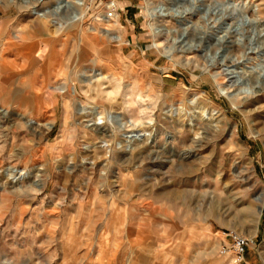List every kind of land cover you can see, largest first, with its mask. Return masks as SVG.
<instances>
[{
	"label": "rangeland",
	"instance_id": "obj_1",
	"mask_svg": "<svg viewBox=\"0 0 264 264\" xmlns=\"http://www.w3.org/2000/svg\"><path fill=\"white\" fill-rule=\"evenodd\" d=\"M55 1L0 0V106L7 110L0 116V264H235L222 254L231 233L248 244L237 264H264V86L251 80L229 88L226 75L255 71L257 53L264 58V35L258 49L249 22L258 15L264 26V0H237L244 15L227 11L223 19L213 6L223 0H163L169 13L157 21L156 38L148 11L161 0H82V21L60 32L53 17H38ZM184 25L205 34L202 48L181 45L174 30ZM106 28L122 41L103 37ZM218 29L230 33L221 45L212 36ZM18 34L22 42L12 38ZM93 70L103 78L88 85ZM63 82L66 97L50 88ZM239 88L252 94L234 96ZM191 98L220 112L221 124L193 119L194 136L165 118ZM73 103L119 113L136 131L148 132L153 120L152 142L120 151V135L103 125L83 129ZM46 118L55 121L50 130L25 125ZM102 146L105 152L96 149ZM36 165L44 167L39 179L5 180L12 169Z\"/></svg>",
	"mask_w": 264,
	"mask_h": 264
},
{
	"label": "bare ground",
	"instance_id": "obj_2",
	"mask_svg": "<svg viewBox=\"0 0 264 264\" xmlns=\"http://www.w3.org/2000/svg\"><path fill=\"white\" fill-rule=\"evenodd\" d=\"M81 1L82 0H56L54 2V4H52L48 9L41 10L40 14H38V17H42V18H48V17L52 18L53 17L51 22L54 23L55 31L60 32L63 29L68 28V27L73 26V25H76L82 21V15L83 14L80 13V9L83 6V4ZM189 1L194 5L199 4V3L202 5L204 4V2L202 0H189ZM213 6L219 7L221 9V16L220 17L222 19L226 15L227 11H229L230 13L239 12V14H238L239 17H242L244 15V13H242V12H243V9H245V7L244 6L241 7L240 4L237 3V0H223V2H220V3L216 2ZM208 7H212V5H208ZM109 8H110V6H109ZM148 12H149L148 15H149L150 19L154 22V25H150V28L152 29L153 36L156 38V36H158L161 33V31H157V28H160V26H158V24H157V21L159 19L168 18L167 14L169 12H168V10L166 11L165 5L163 4V0H161V3H159L158 5H155V6H152L151 8H149ZM164 12H166V13H164ZM62 13L67 15L66 17H63L64 21L62 23L55 24V22H54L55 18H57V16H60V14H62ZM228 15H230V14H227V16ZM111 19H114V17L112 16ZM101 20L104 21L103 23L107 24L108 26L111 25V21H110V19H108V17H103V19H101ZM260 20L261 19H260V17H258V15L253 20L249 19V22L254 27L253 28L254 29V32H253L254 36H255V38L257 37L256 38V41H257L256 44H257L258 49L262 46L261 45L262 42L260 41V39L263 38V35H264V31H262L264 26L260 23ZM114 24L117 25V21ZM102 31L104 32V33H102V36L107 38L110 42L118 44L122 41V39L119 35L110 34L109 33L110 30L108 28L102 29ZM175 32H177L176 35L179 34L181 37H184L183 42H181V45L183 44L184 46H189V45H192L191 43L197 42L196 43L197 45H194V48L195 49L202 48L201 44H202V41L204 40L203 37L205 36V34L200 33V31L198 30V28L195 25H192V26L191 25H184L183 28L180 27L179 29L174 30V33ZM163 34L165 36H169L168 31H165ZM185 35H186V37H185ZM229 35H230V33L228 31H226L225 29H221V30L218 29V30L213 31L212 36H214L217 39L218 44L221 45V42ZM12 38L15 40H18V42H22L19 34L17 36H12ZM15 42H17V41H15ZM157 45L159 46L160 44L157 43ZM215 47H216V45L209 43L208 47L206 48V51L208 50V51L212 52L211 49L215 48ZM192 48H193V46H192ZM192 48L189 47V49L187 51L194 49V48L193 49ZM21 52H22V48L20 46H18V54H20ZM169 54H170V51H169ZM257 54H258L259 62L256 65L257 68L256 67L254 68V69H256L255 71H253V69L250 70L248 68H244V67L242 68L241 67V70L239 72H236L234 70V71H231L229 74L228 73L226 74L227 76H229L228 77V81L230 82L229 88L239 87V85H241V84L248 85L249 84L248 82L251 80L259 82L262 84V86H264V62H262V61H264L263 60L264 58L261 59V57H262L261 53H257ZM20 63H22V62H20ZM20 65L21 64H19V67H20ZM10 68L11 67L9 66V69ZM13 71H15V70H13ZM91 72H92V70H91ZM90 74H91V76H90L91 79L89 81L87 80L88 85H91L94 82L98 84L100 82V80L103 78L102 72L100 73V72L94 71V73H90ZM35 75L36 74H34L33 77H35ZM21 76L22 75H20V78H21ZM80 76L82 77V75H80ZM90 77H88V78H90ZM236 78H238V79H236ZM240 79L243 80V83H240V82L238 83V80H240ZM67 85H68L67 82H63V83H58V85L51 86L50 88H52L53 93H60V94H62L63 97H66V96H68V91H69ZM29 88L31 89V91L28 92V96H30L33 99L34 105H36V107H39V108L42 107V105L45 104L44 101L41 102V99H40L39 95L37 94V91H35V88H33L32 85H30ZM234 92H235L234 96H239V94H244L246 96H250L252 94L251 89H244V88H239L238 90H235ZM10 94H13V93H10ZM225 94L228 95L229 93L225 92ZM196 99L191 98L190 102H188L186 104H180L179 103L177 106H170V110L166 112L165 118H169V119L173 120L182 129L184 127L187 128V130L190 133H192L194 136H199L198 130L195 129V126L191 125V122H193V119L196 121H200V120L201 121L202 120L207 121L208 120L209 123H211V124L215 123V125L218 126L219 123L221 124V121H223L224 116H222V114L220 112L214 113V110H212L210 107L203 106L202 103L197 101ZM80 105L81 106L78 107V106H76V103H75L74 106H71V107H73L76 114L78 115V119L81 121H84L83 123H85V126L83 127V129L93 127V129L96 130L102 125L107 126L108 128L110 127V133L112 135H114L116 137H117L116 134L120 135L119 138H116V141H117L116 149L123 151V152L127 151L129 153H133V152H135L134 150H135L136 146L142 145V144H148V143L152 142V139L154 137L153 134L156 131V124L153 120H149L145 124L149 128L148 132H145L144 130L136 131V130H134V128L136 127L135 123L132 120H124L119 113H113V114L111 113L110 114V113H106L104 111H101L100 109L96 108L93 105L92 106L83 105V103ZM64 107L66 109H69L70 105L67 104V102H65ZM6 112H7V110L0 106V116L4 117ZM23 116L24 115L22 113L16 115V117L21 119V120L23 119ZM66 118H67V116L65 117V119ZM185 121H187L189 123V126L186 127V125L184 123ZM54 124H55V121H53L49 118L43 119V122L33 120V119H27L25 122V125H32L35 128L41 127V128L46 129V130H50ZM66 125H67V122L65 121L63 123V126H66ZM103 136L101 135V137H100L102 139V142H104V138L106 137L105 135H103ZM97 138L99 139L98 136H97ZM96 149L100 152L106 151L105 146H102V147H99ZM81 154H82V157H85V158L89 157L91 155L90 149L86 150L84 153H81ZM43 169H44L43 165L34 166L32 168V170H34V171H32L29 168L22 169V170L21 169H12V170H10V175H8V173H7L6 178L5 177L4 178L6 181H8V184H11V185L14 183L20 182V181H24V180L27 181L31 175H33L34 178L39 179L42 175V172L44 171ZM3 186L4 185L1 184V187H3ZM255 201L262 202V195L260 194V195H258V197H255ZM259 212H260V208L258 209V213Z\"/></svg>",
	"mask_w": 264,
	"mask_h": 264
},
{
	"label": "built area",
	"instance_id": "obj_3",
	"mask_svg": "<svg viewBox=\"0 0 264 264\" xmlns=\"http://www.w3.org/2000/svg\"><path fill=\"white\" fill-rule=\"evenodd\" d=\"M113 12L114 11L111 8L109 13L110 18H112ZM229 237L231 238V244L228 247H223L222 254L226 256L227 255L232 256L235 264L241 263L244 254L246 253L247 250V246H248L247 240L239 237L236 233H231Z\"/></svg>",
	"mask_w": 264,
	"mask_h": 264
},
{
	"label": "crops",
	"instance_id": "obj_4",
	"mask_svg": "<svg viewBox=\"0 0 264 264\" xmlns=\"http://www.w3.org/2000/svg\"><path fill=\"white\" fill-rule=\"evenodd\" d=\"M4 67V66H3ZM3 67H1V70H3V69H8L9 68V66H5L4 68Z\"/></svg>",
	"mask_w": 264,
	"mask_h": 264
}]
</instances>
